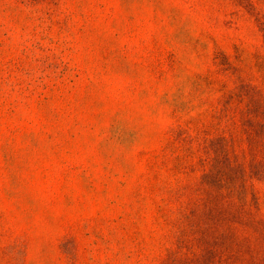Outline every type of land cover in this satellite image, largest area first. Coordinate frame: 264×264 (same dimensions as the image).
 Segmentation results:
<instances>
[{"label":"rangeland","instance_id":"1","mask_svg":"<svg viewBox=\"0 0 264 264\" xmlns=\"http://www.w3.org/2000/svg\"><path fill=\"white\" fill-rule=\"evenodd\" d=\"M0 264H264V0H0Z\"/></svg>","mask_w":264,"mask_h":264}]
</instances>
